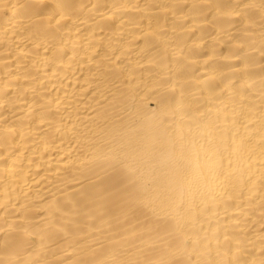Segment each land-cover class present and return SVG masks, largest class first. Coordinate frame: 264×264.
<instances>
[{
	"label": "bare ground",
	"instance_id": "obj_1",
	"mask_svg": "<svg viewBox=\"0 0 264 264\" xmlns=\"http://www.w3.org/2000/svg\"><path fill=\"white\" fill-rule=\"evenodd\" d=\"M0 264H264V0H0Z\"/></svg>",
	"mask_w": 264,
	"mask_h": 264
}]
</instances>
